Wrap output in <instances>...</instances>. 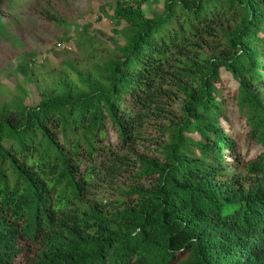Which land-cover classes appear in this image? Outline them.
<instances>
[{"label":"trees","instance_id":"trees-1","mask_svg":"<svg viewBox=\"0 0 264 264\" xmlns=\"http://www.w3.org/2000/svg\"><path fill=\"white\" fill-rule=\"evenodd\" d=\"M150 3L102 8L47 85L15 67L38 102L0 97V264H264V0Z\"/></svg>","mask_w":264,"mask_h":264},{"label":"rangeland","instance_id":"rangeland-1","mask_svg":"<svg viewBox=\"0 0 264 264\" xmlns=\"http://www.w3.org/2000/svg\"><path fill=\"white\" fill-rule=\"evenodd\" d=\"M34 1L13 0L0 19V97L8 100L14 89L20 87L28 92L24 100L28 106L37 104L38 84L47 85L52 71L57 73L70 61H81L74 38L82 28L101 39L112 37L110 21L101 9H108L114 0H45L60 17V26L29 16L28 8ZM162 4L163 0H151L150 8L160 11ZM144 10L148 12L146 7ZM29 60L34 65L28 74L38 84L16 72L17 64ZM37 60L39 65H35ZM256 153L255 150L253 155Z\"/></svg>","mask_w":264,"mask_h":264}]
</instances>
